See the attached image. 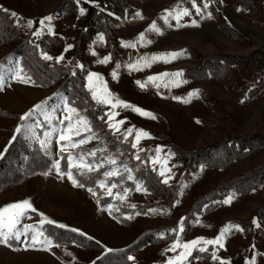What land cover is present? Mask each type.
Instances as JSON below:
<instances>
[{
	"label": "rangeland",
	"instance_id": "obj_1",
	"mask_svg": "<svg viewBox=\"0 0 264 264\" xmlns=\"http://www.w3.org/2000/svg\"><path fill=\"white\" fill-rule=\"evenodd\" d=\"M74 2L78 7L77 15L74 18L64 17L55 12L60 5L59 0H0V9L10 15L17 31L30 36L32 45L36 47L39 44V55L41 51L47 52L53 58L63 54L64 58L59 64L55 63V59L47 61L50 66H69L73 56L76 29H84L86 5L100 8V0H95L94 3L90 0H79V4L76 3V0ZM195 2L197 7H200L204 12L203 19L193 8V0H149L146 2L131 0L130 7L134 10L132 16H128L126 13L124 15L110 13L109 27L118 38V61L122 65L117 70L116 80H113L110 75L116 65H110L111 58L106 64L99 63L105 55L111 57L110 52L106 49L104 32L95 35V38L88 44L84 57L87 70L101 74L115 96L130 105L147 110L156 117L155 119L146 118L136 114L131 108H117L114 110V122L124 120V123L120 125L119 132L115 135L112 132L111 134L123 140L121 134L125 129L132 127L134 131L124 141L131 146V141L135 137V129L149 132L152 138H142L134 151L140 156L141 162L147 164L158 176L160 164L154 166L148 159L156 155L155 146H163L162 159L165 153L169 151L174 153L168 158L166 165L170 170L166 172V175L171 176V179L168 184L161 182L169 188L178 187L177 196L171 201V208L163 210V207L167 208V205L164 204L165 201H162L164 199L148 190L137 192L134 188L124 195L120 188L113 189L115 199L113 196L106 195V190H102L103 196L110 199L113 210L116 212L122 208L134 211L137 205H147L149 208L145 212L146 215L144 213L139 216L132 215L127 220H131L142 231H153L160 228L176 229V232L171 231L173 239L179 238L181 243L196 237L214 239L222 227L238 224L237 220L253 221V218H256L254 226L264 230V222L256 216L264 206V182H262V186L258 190L248 194H228L227 196L233 197L228 205L222 203L223 199L227 197L225 196L215 201L212 209L194 213L192 220L183 222L185 231L179 233V237H177L178 221L181 217L187 218L190 204L195 198L205 195L217 185L226 183L239 174L249 173L264 166L263 146L251 150L245 157L233 162L227 169L211 168L204 165L201 169V165H197L187 173L184 169L183 159L171 146L174 145L183 151H197L205 150L222 141L264 135V59L253 60L252 64L239 69V76L248 84L243 96H236L224 82L216 78L209 77L204 81H193L185 77L186 71L198 67V63L188 54V50L202 58L214 55L248 57L256 52L261 53L264 57V25L256 19L255 15L238 6L236 0H210L206 11L203 9L205 0H195ZM261 4L264 7V0H261ZM80 8L84 9L83 14L80 13ZM165 8L177 10L187 8L189 14L182 17L179 24L174 19L170 20L173 26L169 27L161 19ZM211 8L220 13L227 24L237 31L244 41H238L226 35L214 20ZM261 11L259 12L264 17V10L261 9ZM13 12L17 14L16 18L11 16ZM137 12L140 13V16L135 15ZM208 13H211L210 18ZM48 15L52 17L51 24L54 34L47 35V27H45L41 29L40 36H32L31 33L40 27V18ZM28 19L34 21L32 28L27 26ZM192 20H196L198 26L192 25ZM152 21H156L162 34L158 35L148 30ZM141 32L145 33L143 42L138 38V34ZM98 34L104 36L103 41L98 39ZM55 38L60 39L59 42H55ZM67 44H72L73 47L65 50ZM123 44H134L135 47H124ZM181 51L183 54L178 55L170 62L156 61L151 66L138 65L131 71L124 67L126 63H135L140 57L151 56L154 53H179ZM93 52L95 55L92 54ZM17 59L14 57L10 45L0 43V77L5 81L4 90L0 91V107L14 115V118L0 115V150H3L5 145H7V150L10 149L18 137L23 139L30 151L34 148L40 150L38 142L25 140L19 134L11 144H8L16 125L20 123L15 115L19 117L33 105L46 98H52L49 100V109L54 106L58 108L61 97L66 98L63 94L53 97L54 93H58L56 86L43 87L37 84L11 81L9 68ZM178 70L183 71L182 79L186 82L179 86H172L170 89L165 88L162 84L157 87L146 79L150 75ZM135 81H141L144 83V87L141 88ZM253 89H260L261 96L247 102V94ZM193 90L198 94L189 96V91ZM203 93L211 98V104L202 97ZM174 97L180 99H174ZM97 107H103V112L110 110L105 106ZM81 114L83 113L81 112ZM53 119L54 122L61 119L59 111L53 113ZM64 123L66 124L67 121L65 120ZM46 127L47 125H43L37 129V132L42 133ZM92 134L82 132L79 137L73 136V140ZM55 139L56 134H53L50 145L51 154L45 155L51 160H60V153L74 154L79 151L87 152L104 148L98 147L101 140L91 139L74 149L69 148L60 152ZM141 148L144 151H138ZM103 155L104 152L97 151L95 157ZM95 157L86 159L90 161ZM84 171L89 172L87 169ZM47 172V175L44 174L45 172L37 173L22 184L0 191V207L28 199L38 210L37 213L29 212L26 217L21 219V224L17 227L23 230L22 225L25 223L35 224L37 228L41 227L38 213H43L46 217L69 226V229L73 227L80 229L92 236L95 241L99 240L103 245L114 250L125 248L133 243L137 232L118 223L107 210L98 206L96 196L91 195L85 188L73 186L66 176L58 177L54 168H50ZM160 179L162 181L163 178L160 177ZM143 188L145 187L143 186ZM117 193L123 195L124 199H119ZM174 204L175 206H173ZM133 205H135L134 208ZM186 223H188V227H186ZM171 242L160 247L145 246L141 251L132 254L134 259L130 263L163 264L167 257L178 255L180 252V249L175 252L164 251L165 248L170 247ZM28 243L29 241H25L23 238L19 241L9 240L7 245L0 243V264H90L99 256L97 251L86 250L75 244L71 246L53 244L51 248H46L41 245L27 247ZM223 244V248L219 245L215 246L216 256L220 259L213 260L211 258L213 246L208 245V250L204 253H199L194 249L193 255L188 257L185 264H220L221 259L224 264H252L253 257H255V264H264L263 236L257 240L248 241L243 230L230 229L225 234ZM196 256L200 258L196 259Z\"/></svg>",
	"mask_w": 264,
	"mask_h": 264
},
{
	"label": "trees",
	"instance_id": "obj_2",
	"mask_svg": "<svg viewBox=\"0 0 264 264\" xmlns=\"http://www.w3.org/2000/svg\"><path fill=\"white\" fill-rule=\"evenodd\" d=\"M60 5L55 11L56 13L64 16L74 18L77 15L78 7L74 0H59ZM131 0H100V8L91 5H86L87 11L84 20V29H76V37L73 41V56L69 66L53 65L50 66L47 61H43L40 58L38 49L30 43V36H26L13 25V20L7 12L0 9V43L10 45L12 47V53L15 58H18L24 66L25 71L29 72L35 81V84L43 87L56 86L59 94H63L69 101H75L76 106L82 109L83 115H88L91 123L97 127L93 129L99 137H101V143L98 147L107 148L108 151L104 152L103 156H97L94 159L99 161L105 155L111 156L116 153L119 148L123 155H117V160L123 161L124 164L132 168L134 177L142 183V185L150 191L152 194L162 197L165 201L164 204L167 208H171V201L177 196L178 187L169 188L161 183L160 177L152 170L147 164L142 163L141 159L136 160L132 154L135 152L131 148L130 144H120L111 131L107 128L106 124L97 120L96 116L102 115L103 107H97L94 102L91 101L90 95L83 87L84 75H86L87 65L85 63V54L88 44L95 38V35L99 32H104L106 36V49L110 52L111 61L110 65L113 66L119 60V53L117 48L119 46L118 38L116 34L109 27L110 13L114 15H126L132 16L134 10L130 7ZM146 2L149 0H138ZM236 4L249 13L255 15L259 22L264 25V17L262 16V10H264L261 0H236ZM212 16L219 28L228 36L238 40L244 41L240 37L237 31L231 28L223 16L211 8ZM261 11V12H259ZM49 39L50 37H46ZM55 42H59L60 39L55 38ZM190 54L198 63V67L194 70H188L185 72V77L193 81H204L209 77L216 78L232 91L236 96H243L248 88L246 81L239 76V69L253 63V60L264 59L261 53L256 52L248 57H233L224 55H214L209 58H202L197 56L193 51L188 50ZM73 62L82 63L84 66V73L81 74L79 68H74ZM72 71H76L77 75L73 77ZM241 95H240V93ZM261 96L260 89L250 90L247 94V102H250L253 98H259ZM202 97L212 103L211 98L203 93ZM87 100L91 107L84 104ZM1 116H10L14 118V115L9 111L0 107ZM12 115V116H11ZM15 118H19L15 115ZM19 120V119H18ZM120 138V137H119ZM102 140H106L107 144L102 143ZM120 140H122L120 138ZM177 155L183 159L184 169L188 173L193 166L204 165L211 168H228L233 162L245 157L251 150L264 146V135H257L249 138H237L230 141H222L219 144H215L205 150L197 151H183L176 146L171 145ZM247 149V151H245ZM83 151L74 153V156H78ZM67 155L66 153H60L61 169L67 171ZM92 159H90L91 161ZM51 159L40 151L38 148H34L32 151L28 149L22 138L18 137L17 141H14L10 149L8 148L4 158L0 159V191L3 189L11 188L19 184L24 183L28 178L37 174L47 172L51 168ZM110 166L105 165L104 168H100L94 172H86L85 174L92 178L91 181H84L83 176L77 174V169L73 168V175L77 177L81 182H85L87 189L88 186L94 187L96 178H102L101 173L107 170ZM122 171V169H121ZM109 182H118L119 177L108 178ZM264 182V166L249 173L239 174L228 182L217 185L212 191L206 193L203 196L195 198L191 204L187 214L186 221H190L193 218L194 213H201L203 210L212 209L213 203L222 199L230 193H237L240 195L248 194L253 189L258 190ZM123 187H128L130 191L135 188L133 181H124L123 185L118 186L121 190ZM97 192L96 200L100 201L102 207L106 202H110V199L103 196V192L99 188H95ZM207 205V207H205ZM103 208V207H102ZM147 205H137L133 210L120 209L118 212L115 210H107L110 212L115 220L127 228H131L137 232V237L129 246L114 250L108 253L101 261H96V264H131L127 260V255L136 254L141 251L145 246H165L173 241L174 236L170 229L160 228L153 231L139 230L136 225L123 217L127 213H145L148 210ZM257 218L264 222V206L258 211ZM237 223L241 226L245 237L248 241L257 240L260 236L264 237V230L256 228L251 220H237ZM188 227V223H186ZM43 231L45 234L54 238V244L59 246H71L72 241L75 240L78 245H82L86 250H95L99 253L102 249L95 243V240H87L86 237L79 236L77 233H73L67 229H60L52 225H44ZM164 233L163 238L157 235V233ZM75 244V245H77ZM81 247V246H80Z\"/></svg>",
	"mask_w": 264,
	"mask_h": 264
},
{
	"label": "snow or ice",
	"instance_id": "obj_3",
	"mask_svg": "<svg viewBox=\"0 0 264 264\" xmlns=\"http://www.w3.org/2000/svg\"><path fill=\"white\" fill-rule=\"evenodd\" d=\"M90 2H95V0H90ZM210 0H205L203 3V9L206 11L209 7ZM76 3L79 4V0H76ZM193 8H195V11L198 15H200V18H204V12H202L200 7H197L195 0H193L192 4ZM239 10V9H238ZM80 13L83 14L84 9H79ZM164 15L161 17V19L167 24L169 27H172L173 25L170 23V20H175L177 24L180 23L182 17L187 16L189 14L187 8L183 9H168L165 8L163 10ZM136 16H140V13H135ZM11 16L13 18L17 17V14L15 12L11 13ZM208 16L210 18L211 13H208ZM142 18V17H141ZM52 17L50 15L41 17L39 20V28L34 30L31 34L32 36H40L41 35V29L47 27V35L51 36L53 35V27L51 24ZM18 22V21H14ZM46 22L47 25H46ZM34 21L32 19L27 20V26L29 28H32ZM191 24L194 26L197 25L196 20H192ZM148 30L155 32L156 34H162L161 29L157 26L156 21H152L151 24L148 26ZM138 38L141 42L145 40V33L141 32L138 34ZM98 39L100 41L104 40V36L98 34ZM150 42V41H149ZM31 43V41H30ZM123 43V42H122ZM124 47H135L134 44H123ZM39 44L36 45V48L39 49ZM73 47L72 44H67L65 50L71 49ZM95 55V53H92ZM183 52H167V53H154L151 56H144L140 57L139 60L135 63H126L124 67H126L129 71L134 70L137 68L138 65L143 66H151L153 62L156 61H168L175 59L178 55H182ZM40 58L43 61H52L55 59V63L59 64L61 60L64 58L63 54L57 55L55 58H53L52 55H49L47 52L41 51ZM109 55H105L102 60L99 61V63L106 64L110 60ZM74 68H79L81 70V74L84 73V66L82 63L79 62H73L72 65ZM121 63L119 61L116 62L115 68L111 71L110 75L113 80H116L118 77V69L121 68ZM67 70V66H66ZM71 75L75 77L77 75L76 71H72ZM184 73L182 70H178L175 72H162L155 75H150L146 79L148 82H152L157 87H160L162 84L165 88H171L172 86H179L182 83H185L182 79ZM9 78L11 81H19L24 84H35V81L33 80L31 74L27 71H25L23 64L20 60H15V62L12 64V66L9 68ZM85 83L83 84V87L87 90V93L90 95L91 101L94 102L96 106H105L109 111H104L102 115L96 116L97 120L102 121L103 124L107 125V128L111 130V132L115 135L117 132L120 131V125L124 123V120H118L114 122V110L117 108H131L132 111H134L136 114L146 117L155 119L156 117L148 112L147 110L139 107V106H133L130 105L128 102L118 98L114 95V93L110 90L108 83L105 81L104 77L95 72L88 70L86 72V75H84ZM4 79L0 77V91L4 90ZM141 88L144 87V83L141 81H135ZM159 94V93H158ZM198 93L193 90L189 91L188 95H197ZM59 96V93H54L53 97ZM52 98H46L44 101H41L40 103H37L33 105L29 110L25 111L22 115L19 116V121L14 129V134L11 137V139L8 141V144H11L13 140L17 138V134L23 136L25 140H31L34 142H38L40 145V151L44 152L45 155L51 154V143L53 139V134H56L55 143L60 152L66 151L69 148H76L78 145L84 144L87 141L91 139H101V137L97 136L93 129L96 128V125H93L91 123V120L88 115L81 114L82 109L76 106L75 101H69L67 99H64L61 97L60 105L57 107H52L49 109V100ZM174 99H180L179 97H174ZM84 104L88 107H91L89 105L88 101L85 100ZM59 111L61 119L56 120L54 122L53 119V113ZM67 114V115H65ZM42 117V119H40ZM127 119V118H125ZM67 121L65 124L64 121ZM199 123V121H197ZM43 125H47V127L43 130L42 133H38L37 129L41 128ZM134 129L132 127H129L124 130V132L121 134L123 136V140H120L118 136L115 137V139L120 143L123 144L125 140L128 139V136L132 134ZM82 132L86 133H93L91 136H84L81 139L73 140V136L79 137ZM150 139L151 134L143 129H135V137L131 141V148L137 149V145L139 141L142 139ZM64 142V143H61ZM102 143L107 144L106 140H102ZM163 146L162 145H156L155 146V153L156 155L154 157H149V162L152 163L154 166L156 164H160V168L158 170V174L160 177H162V183L168 184L169 180L171 179V176L166 175V172L170 171L166 165L168 158L173 155L174 153L168 152L164 154L163 159L161 158V151ZM97 151L100 152H107V148L103 149H93L84 153H81L78 156H74L72 153H69L67 155V171H64L61 169V164L59 160L53 159L51 161V168L55 169L56 175L60 178L67 177L68 181L73 186H79L81 188H84L86 186L85 182H81L77 179L76 176L73 175L72 169H77V174L79 176H83L84 181H91L92 178L88 177L85 174V169H87L89 172L104 168L105 164L109 165L110 167L103 171L100 175L102 178H96L94 182V187L99 188L101 190H106V195L113 196V189H117L118 186L123 185L124 181H133L135 184V191L140 192L141 190L147 191L146 188H143L142 183L138 181L134 175H133V169L128 167V165L124 164L123 161L117 160V155H123V152L117 148L116 153H113L111 156L105 155L102 159L97 161L96 159H92L91 161H88L87 157H95ZM138 151H144V149H139ZM247 151V149L245 150ZM7 152V145H5L3 150H0V159L4 158L5 153ZM133 158L136 160H140V156L137 153L132 154ZM201 169H203V165L200 166ZM122 169V171H121ZM155 170V169H154ZM45 175L48 174V172L44 173ZM112 177H119L118 182H109L108 178ZM93 186H88L87 191L91 193V195L96 196L97 192L94 190ZM130 189L128 187H123V193L126 195ZM255 191V189H253ZM119 196V199H124L123 195H119V193L116 194ZM115 199L116 196H113ZM232 196L229 195L226 198L223 199L222 203L224 205H228L232 201ZM98 206H100V201H97ZM175 206V204L173 205ZM104 210H111L113 209V204L110 202H106L103 206ZM133 208L135 205L132 206ZM207 207V205L205 206ZM37 209L32 205V203L28 199H24L21 201L12 202L9 204H6L3 207H0V243H3L5 245L8 244L9 240L15 239L17 241L21 240L22 238L25 241H29V243L26 245L27 247H35L37 245L45 246L46 248H51L54 244V238L50 235L45 234L43 231V226L46 225H52L60 229H67L70 230L73 233H77L79 236L86 237L87 240L91 241L94 238L90 235H87L85 232L81 231L77 228H70L69 226L59 223L55 220H52L48 217H46L43 213H38L40 216L39 224L41 227L37 228L35 224H23L22 229L17 227L21 224V219L23 217H26L29 212L31 213H37ZM118 211V209H117ZM151 211V210H150ZM109 214H111L109 212ZM145 215L147 213H144ZM132 215L139 216L141 215L140 212L136 213H129L125 214V219H130ZM186 220V217H181L180 221H178L179 224V232L177 233V237H179V233H182L185 231L184 228V221ZM118 223L121 221H117ZM253 224L256 223V218H253ZM259 227V225H257ZM230 229H236L239 231H242V228L239 224H230L222 227L220 229L219 234L214 239H206L203 237H196L194 239L185 241L181 243L179 241V238L173 240L171 242L170 247L165 248V252H175L177 249H180V252L178 255L175 256H169L166 260L163 261V264H185V261H187L188 257H191L193 255V250L195 249L199 253L206 252L207 246L212 245V254L211 258L213 260L220 259L216 256V250L215 246L219 245L221 248L224 247L223 240L225 237V234L230 231ZM170 231L176 232V229H171ZM158 236L163 238L164 233H157ZM73 244H77L75 240L72 241ZM95 243L99 245L102 249V252L100 256H97L95 260L91 261L90 264H96V261H101L103 257H105L108 253H111L114 251V249L109 248L105 245H103L99 240H96ZM59 246V242H57V245ZM81 246L82 245H78ZM127 260L132 261L134 257L132 255H127ZM196 259H199V256L195 257ZM220 264H224V261L221 259ZM252 264H255V257H253Z\"/></svg>",
	"mask_w": 264,
	"mask_h": 264
}]
</instances>
